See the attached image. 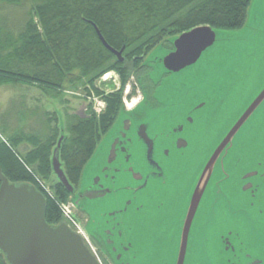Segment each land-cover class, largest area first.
<instances>
[{"label": "flooded vegetation", "instance_id": "flooded-vegetation-1", "mask_svg": "<svg viewBox=\"0 0 264 264\" xmlns=\"http://www.w3.org/2000/svg\"><path fill=\"white\" fill-rule=\"evenodd\" d=\"M174 39L164 45L166 54L174 50ZM145 57L139 66L126 62L135 80L130 97L140 98L120 112L105 135L88 191L93 205L105 204L88 233L100 264H177L198 180L260 92L233 114L249 70L233 76L228 70L173 71L163 57L156 64ZM74 212L80 215L77 206ZM263 259L264 103L213 165L184 264H260Z\"/></svg>", "mask_w": 264, "mask_h": 264}, {"label": "trees", "instance_id": "trees-1", "mask_svg": "<svg viewBox=\"0 0 264 264\" xmlns=\"http://www.w3.org/2000/svg\"><path fill=\"white\" fill-rule=\"evenodd\" d=\"M250 3L251 0H0V4L31 6L17 43L12 35H6L8 46L14 49L7 58L0 57V85L14 82L34 84L45 91H64L67 83L82 82L107 105L101 114L90 103L84 116L69 115V133L57 128L45 141L32 133L5 137L0 131L3 173L11 182H30L41 190L47 201V222L60 224V204L72 194L59 181L52 165L58 137L64 135L58 149L62 168L76 186L85 165L123 110L124 88L130 77L126 62L138 66L140 59L168 33L202 24L214 29L241 28ZM6 13L9 14L0 10V19ZM95 26L113 48H125L124 62L103 44ZM109 71L120 74L122 87L106 94L97 82ZM22 144L28 146L24 152L19 148ZM52 176L57 180L51 187L53 197L39 181L48 184ZM0 264H10L1 251Z\"/></svg>", "mask_w": 264, "mask_h": 264}, {"label": "rangeland", "instance_id": "rangeland-1", "mask_svg": "<svg viewBox=\"0 0 264 264\" xmlns=\"http://www.w3.org/2000/svg\"><path fill=\"white\" fill-rule=\"evenodd\" d=\"M216 31L218 33L217 42L203 54L195 66L199 68L195 70H228L230 76L249 70L246 84L244 87L242 86L243 91L233 103L232 113L236 114V109L246 104L264 84V0H251L243 27L238 29L219 28ZM182 32L164 35L156 46L145 55L144 62H155L164 57L167 52L164 45ZM112 72H109V78L105 82H103L102 77L97 82V86L104 88L106 94L118 90L119 85L115 81L117 75L120 80V87H122L120 74L113 75ZM134 82L135 80L129 77L126 85L130 83L131 90H133ZM7 84L0 88V131L3 132L5 137L21 133H32L41 141H45L48 136L55 134L57 128L61 132L63 130L69 133L66 128L69 115L84 116L89 112L90 103L94 106L93 104H97V101L102 102L103 100L97 93L90 91L88 84L82 82L75 85L67 83V88L64 91L51 89L45 91L37 85L30 84L29 86L33 89L28 92L20 91L17 86ZM139 98L140 95L135 94L132 97L133 101L129 100V104ZM103 103L102 110L104 112L107 105L106 102ZM128 108L130 110V105ZM127 110L123 105L122 111ZM9 125L11 127L10 131L8 130ZM105 141H107L106 136L103 137L93 156L85 165L79 184L74 185L78 192L68 199V201H71L73 197L74 201L78 203L77 209L80 211L78 217L84 222L89 234L93 232V217L99 216L101 208L105 206L104 203L93 205V197L90 193H86L93 184V174L97 168L95 162L98 154L104 150ZM19 148L21 149V146ZM48 182V185L52 187L57 180L52 176ZM187 264L193 263L190 261ZM260 264H264V259Z\"/></svg>", "mask_w": 264, "mask_h": 264}, {"label": "water", "instance_id": "water-1", "mask_svg": "<svg viewBox=\"0 0 264 264\" xmlns=\"http://www.w3.org/2000/svg\"><path fill=\"white\" fill-rule=\"evenodd\" d=\"M95 27L103 44L120 61H124L125 48L121 50L113 48L97 26ZM217 40L216 29L207 24L182 32L173 40L174 50L163 57L165 68L173 71L199 68L195 67L196 64ZM263 85L255 99L221 141L198 180L182 229L177 264H184L191 224L209 181L213 165L251 114L264 103ZM63 139L64 135L60 137L57 148L54 150L52 165L59 181L73 194L75 188L67 178L59 159L58 149ZM0 181V251L10 264H100L82 236L75 233L65 222L56 226L47 222L46 197L34 184L11 182L3 173L1 165ZM74 203L77 206L78 203L75 201Z\"/></svg>", "mask_w": 264, "mask_h": 264}, {"label": "crops", "instance_id": "crops-1", "mask_svg": "<svg viewBox=\"0 0 264 264\" xmlns=\"http://www.w3.org/2000/svg\"><path fill=\"white\" fill-rule=\"evenodd\" d=\"M31 6L28 5H14V4H0V10L3 11H7L9 12L6 13L5 17H1L0 19V57H8L14 47L8 46V41L6 38V35H12L14 40H16L15 44L18 41V35L21 33V28L24 27L27 19V12H28V8H30ZM13 12H18L17 14L13 13ZM25 13V14H24ZM18 64V63H16ZM7 83L1 84L0 88L4 85H6ZM7 85L10 86H17L18 90L20 91H31L33 88L31 86H29L30 84H22V83H14V82H10ZM15 90L17 91V89L15 88ZM11 127L10 125L8 126V130H10ZM28 146L26 144H22L21 145V150H25Z\"/></svg>", "mask_w": 264, "mask_h": 264}, {"label": "built area", "instance_id": "built-area-1", "mask_svg": "<svg viewBox=\"0 0 264 264\" xmlns=\"http://www.w3.org/2000/svg\"><path fill=\"white\" fill-rule=\"evenodd\" d=\"M109 77V74H107L104 79H107ZM115 80V79H114ZM116 83L119 85V79L118 76L116 77ZM130 87L127 88L126 90V95L129 93ZM104 101H97V104H94V109L97 113H101L103 110L102 107H104ZM124 102L127 105V107L131 104H129V100L127 97L124 98ZM41 185L44 188V191L51 197H53V193L51 192L49 186L44 182L39 180ZM60 208L64 217V220L68 223V225L78 234H80L84 240L87 242L88 245H90V239L88 232L84 226V224L78 219L74 212V204L72 202H67V203H61Z\"/></svg>", "mask_w": 264, "mask_h": 264}, {"label": "bare ground", "instance_id": "bare-ground-1", "mask_svg": "<svg viewBox=\"0 0 264 264\" xmlns=\"http://www.w3.org/2000/svg\"><path fill=\"white\" fill-rule=\"evenodd\" d=\"M136 102H137V100L134 101L133 103H131V107L135 106L136 105Z\"/></svg>", "mask_w": 264, "mask_h": 264}]
</instances>
